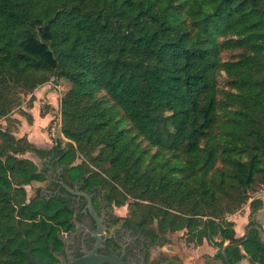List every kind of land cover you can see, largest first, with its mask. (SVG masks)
Instances as JSON below:
<instances>
[{"label": "trees", "instance_id": "1", "mask_svg": "<svg viewBox=\"0 0 264 264\" xmlns=\"http://www.w3.org/2000/svg\"><path fill=\"white\" fill-rule=\"evenodd\" d=\"M62 80L68 142L39 149L9 117ZM29 153L155 244L183 232L216 249L199 264H264L259 231L231 220L263 208L264 0H0V264L46 253L73 215L66 191L28 198L47 181Z\"/></svg>", "mask_w": 264, "mask_h": 264}, {"label": "flooded vegetation", "instance_id": "2", "mask_svg": "<svg viewBox=\"0 0 264 264\" xmlns=\"http://www.w3.org/2000/svg\"><path fill=\"white\" fill-rule=\"evenodd\" d=\"M59 161L57 159V162ZM54 163L49 164L46 161L45 166L43 162L48 184L46 188H42L41 194L51 198L58 195L64 196L63 191H66L71 195L68 199L73 215L69 219L70 223L66 230L61 229V232H55L58 242L49 245L46 253H40L31 248L35 261L47 264H70L96 252L98 256L121 258L126 264H170L172 262L169 256H164L165 254L163 256L158 254L160 256L156 258L155 248L165 245L153 243L149 237L138 230L123 227L120 222H116L120 217L111 211V208L115 207L109 206L97 193L85 192L80 184H74L73 191L86 193L92 197L93 207L98 216L96 219L91 214L88 199L66 190L64 168L55 166Z\"/></svg>", "mask_w": 264, "mask_h": 264}, {"label": "rangeland", "instance_id": "3", "mask_svg": "<svg viewBox=\"0 0 264 264\" xmlns=\"http://www.w3.org/2000/svg\"><path fill=\"white\" fill-rule=\"evenodd\" d=\"M70 87V84L64 80L58 81L57 83L49 82L40 87L34 94L22 96V105L15 109L9 117V119L12 118L15 120V122L10 125L11 130L15 132L18 137H22L24 130L28 131L30 130L29 126L35 125L34 119H39V124L36 125V132L39 131L40 136L45 140V144L47 143L48 146L52 144L54 146L58 141L67 143L68 141L64 138L61 131V101ZM46 114L50 116V119L47 121L40 120L44 118ZM1 123L4 128L7 127L6 121H2ZM21 126L24 127L23 130H20ZM24 158L35 162L40 169H43L44 161L36 155L29 153L26 154ZM47 184L48 182L46 181L44 183H33L31 186L27 187L28 198L34 197L36 190L40 187L46 188ZM111 211L120 218L129 216L127 206L111 208ZM168 240L169 243L164 247L155 248L156 258L161 254V256L165 254L164 256H169L172 259L171 263L199 264L201 261L200 258L203 255H207L206 253H198L196 248L187 245L183 232L168 234ZM240 264L248 263L243 261Z\"/></svg>", "mask_w": 264, "mask_h": 264}, {"label": "crops", "instance_id": "4", "mask_svg": "<svg viewBox=\"0 0 264 264\" xmlns=\"http://www.w3.org/2000/svg\"><path fill=\"white\" fill-rule=\"evenodd\" d=\"M50 119V116L46 114L44 118H41L40 120L47 121ZM34 124L33 126H29L28 131H25L22 133V136H27L28 140L34 144L37 148L44 149V150H49L53 147L52 144L49 146L47 143L45 144V140L40 136L39 131L36 132V128L39 124V119H34ZM24 127H20V130H23ZM44 146V147H43ZM35 155V154H34ZM37 156V155H36ZM35 163V162H34ZM256 199H260L263 202V208L259 210L256 215L254 216V221L261 225L264 229V188L260 189L256 194H255ZM231 220L235 222L236 224V238L240 239L246 235V230L250 222V206H246L244 210H242L240 213L234 215L231 217ZM196 251L201 254H207V255H214L216 253V249L211 247L208 243H205L202 247L197 248ZM248 264H253L251 263L248 259L244 260ZM243 262V261H242ZM241 262V263H242Z\"/></svg>", "mask_w": 264, "mask_h": 264}, {"label": "water", "instance_id": "5", "mask_svg": "<svg viewBox=\"0 0 264 264\" xmlns=\"http://www.w3.org/2000/svg\"><path fill=\"white\" fill-rule=\"evenodd\" d=\"M66 190L72 194L78 195L80 197H84L88 199L89 201V208L91 211V214L98 219V216L96 215L95 209L93 207L92 203V197L86 193H80V192H75L69 187L65 186ZM252 229H257L259 231V237L261 243L264 245V229L261 225L256 224L254 226H250L246 230V238L245 240H248L249 238V233ZM229 244H227L225 247H227ZM223 255L226 258L225 251H223ZM126 264L121 258H117L115 256H109V257H103V256H98L96 252L90 253L86 255L85 257H82L74 262H70V264ZM27 264H47L41 261H35L32 253V249L28 251V263Z\"/></svg>", "mask_w": 264, "mask_h": 264}]
</instances>
